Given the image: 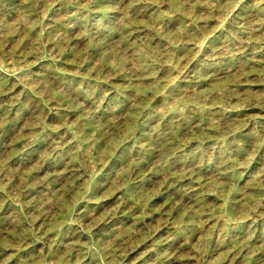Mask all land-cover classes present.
Instances as JSON below:
<instances>
[{
	"label": "clouds",
	"instance_id": "9594fccd",
	"mask_svg": "<svg viewBox=\"0 0 264 264\" xmlns=\"http://www.w3.org/2000/svg\"><path fill=\"white\" fill-rule=\"evenodd\" d=\"M0 264H264V0H0Z\"/></svg>",
	"mask_w": 264,
	"mask_h": 264
},
{
	"label": "rangeland",
	"instance_id": "374dc122",
	"mask_svg": "<svg viewBox=\"0 0 264 264\" xmlns=\"http://www.w3.org/2000/svg\"><path fill=\"white\" fill-rule=\"evenodd\" d=\"M114 172H116V173L118 174V173H119V168L114 169ZM107 183H108V187L105 189L106 192H107V191H111L112 188H113L114 186H116V175H113V176L107 181ZM116 202H117V201L109 200V201L107 202V204L105 205V208H104V209H100L99 211L102 212V211H104L106 208H111V207H113V206L115 205ZM125 211H127V210H125ZM97 214H99V212H98ZM158 218H159V216H157V219H158ZM127 219H128V220H131L132 217L129 216ZM125 226H127V225H125Z\"/></svg>",
	"mask_w": 264,
	"mask_h": 264
}]
</instances>
